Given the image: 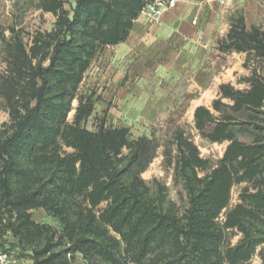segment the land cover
<instances>
[{
  "label": "trees",
  "instance_id": "trees-1",
  "mask_svg": "<svg viewBox=\"0 0 264 264\" xmlns=\"http://www.w3.org/2000/svg\"><path fill=\"white\" fill-rule=\"evenodd\" d=\"M146 1L76 0L70 12L63 0H43L42 8L57 15L55 29L48 35V64L41 61L31 72L35 103L27 102L23 112H13L10 134L0 132V217L5 219L1 228L13 233L11 240L0 241V248L14 251L19 246L21 250L26 248L25 240L34 247L33 264H73L69 255L77 251L91 264H239L264 243V235L253 236V227L264 215V189L243 194L246 205L229 212L226 225L241 229L244 237L224 254L220 249L223 233L214 221L227 206L235 179L264 177V75L257 67L245 90L232 83L220 85V96L211 106L218 116L205 105L195 110V124L203 136L230 141L208 178L197 177L194 166L199 160L192 158H197L196 147L183 133L178 134L185 151L178 163L190 195L184 222L156 202L141 177L156 154L153 139H131L128 128L104 123L96 131L83 125L94 108L91 96L78 95L85 72L99 49L127 39ZM35 46L36 42L31 47L33 57H37ZM219 49L246 52L247 59L255 56L264 62V30L259 25L248 27L240 15L220 40ZM15 59L20 62L19 56ZM75 98L79 103L69 123ZM256 114L258 120L252 123L263 137L253 142L238 138L237 127ZM61 141L73 152L61 154ZM123 148L129 154L119 168ZM42 162L49 164L43 174L38 169ZM103 202L106 206L99 208ZM40 207L60 223L58 244L64 243L63 248L53 250L57 246L51 242L52 228L31 219L30 210ZM17 256L25 257L23 253Z\"/></svg>",
  "mask_w": 264,
  "mask_h": 264
},
{
  "label": "rangeland",
  "instance_id": "rangeland-1",
  "mask_svg": "<svg viewBox=\"0 0 264 264\" xmlns=\"http://www.w3.org/2000/svg\"><path fill=\"white\" fill-rule=\"evenodd\" d=\"M75 1L63 0L64 7L72 12ZM43 4V0H0V132L4 135L12 132L13 112L15 110L16 113L23 112V105L27 102L32 103V105L35 103L32 99V76L41 61L44 66L48 64V58L45 55L48 52V35L55 29L57 15L44 10L42 8ZM240 13V11H237L232 16L236 18L241 15ZM234 18L231 20L230 25ZM259 24L264 30V19L260 20ZM35 42L37 57H33L31 52V47ZM233 53H241L240 56L243 61L241 72H235L234 86L237 89L245 90L249 88L248 77L251 76L254 67H257L259 72L264 75V62L263 59H257L255 56H250V59H247L246 52L232 51L228 53L230 63L235 62L238 57L237 55L234 56ZM15 56L20 57V62L15 59ZM226 59L228 58L226 57ZM246 60H248V64L244 65ZM32 70L33 73L31 74ZM110 75L109 47L105 46L96 53L79 87L78 95L91 96L94 104L92 114L83 122V125L89 130L96 131L98 126L104 123L106 127L128 128L131 139L142 136L153 139L156 143V154L141 172V177L150 187V195L156 202L164 209L176 213L179 219L184 222L189 208L190 195L185 177L182 174V167L178 163L182 153H185L181 149V139L178 134L183 133V137L187 138L196 147L197 158H192L194 162L196 159L199 160V163L194 166L197 177L200 179L208 178L219 166L230 141H212L203 136L196 127L195 111L192 112L191 105L192 101L196 105L199 102H209L212 97L217 99L219 96L216 94V90H213L208 97L206 92L196 84L192 89L189 84H184L177 93L169 95L170 99L167 100V104L158 113L149 115L130 114L133 110L129 109L130 105L131 107L141 105L144 101L141 103L137 99L122 101L115 95L109 98ZM40 81V78H35V82L40 83ZM185 86L186 88L181 90ZM223 101L232 103L228 98H224ZM78 103L77 98L72 101V109L67 117L69 123L74 119ZM211 106L212 103L209 105L212 109ZM146 110H148L147 107ZM213 112L215 115H219L217 111L213 110ZM246 117H248L247 114L244 115V118ZM258 117L259 115L256 114L254 117H250V120L244 119L241 125L237 127L236 136L247 142H253L260 136L263 137V134H259L254 127V123H252V120H258ZM60 146L61 154L73 152V149L66 146L62 141ZM186 153L190 154L188 150ZM128 154L129 150L123 148L122 154L119 155V159H121L118 162L119 168L127 162L126 156ZM48 165V163L42 162L38 167L39 171L43 174ZM31 167L34 169L37 166L32 165ZM195 185L199 186L200 183L195 181ZM261 189H264V177L258 176L256 179L251 180L235 179L230 188V198L227 206L222 208L214 219L218 230L223 233L220 244L223 254L237 245L244 237V232L241 229L226 225L229 212L233 211L239 204L246 205L245 200L242 198L243 194L256 193ZM105 206L106 202H103L99 208ZM248 207L250 208L251 205ZM30 212L32 220L52 228V233L53 235L55 233V236H52L51 242L57 246L53 250L63 248L64 243L58 244L61 241L59 236L62 234V229L57 218L43 207L32 209ZM14 218H12V221H14ZM260 219H262V222H257L253 227V236L255 237L264 235V215ZM3 223H5V219L2 221L0 217V241L5 242L13 238V233L10 230L3 232L1 228ZM244 224L252 229L250 222L244 221ZM112 234L115 233L112 231ZM22 243L26 245V248L20 250L17 245L18 248L14 250L16 255L23 253L25 257L22 258L26 264H33L30 256L34 254V247L27 245L28 242L25 240ZM43 244L36 245L35 248H42ZM66 246L69 247L70 244ZM69 257L73 259V264H91L89 258L85 257L80 251H77L74 256L69 255ZM207 258L209 261L212 260L211 255ZM222 262L223 264H229L227 261ZM128 264L136 263L129 262ZM239 264H264V243L256 247L255 252L248 260Z\"/></svg>",
  "mask_w": 264,
  "mask_h": 264
},
{
  "label": "crops",
  "instance_id": "crops-1",
  "mask_svg": "<svg viewBox=\"0 0 264 264\" xmlns=\"http://www.w3.org/2000/svg\"><path fill=\"white\" fill-rule=\"evenodd\" d=\"M237 11L248 27L260 25L264 0H232L226 7L178 4L155 24L139 15L127 39L108 46L109 98L115 95L122 101H144L142 106L130 105V114L149 115L158 113L169 95L177 93L184 84L191 89L196 84L206 96L213 90L220 96V85H234L235 72L242 69L241 53H233L238 57L230 63L229 52L219 49L220 39L226 37ZM196 17L198 23L194 25L192 19ZM214 99L196 105L192 101V112L200 105L209 107Z\"/></svg>",
  "mask_w": 264,
  "mask_h": 264
},
{
  "label": "built area",
  "instance_id": "built-area-1",
  "mask_svg": "<svg viewBox=\"0 0 264 264\" xmlns=\"http://www.w3.org/2000/svg\"><path fill=\"white\" fill-rule=\"evenodd\" d=\"M232 0H147L142 8L140 15L148 23L155 24L161 21L164 14L175 8L178 4H195L200 7H208L218 4L226 7L231 4ZM198 18L192 19V24L196 25ZM0 264H26L22 257L16 255L15 251H8L0 248Z\"/></svg>",
  "mask_w": 264,
  "mask_h": 264
}]
</instances>
